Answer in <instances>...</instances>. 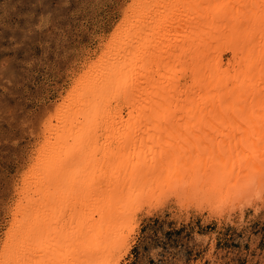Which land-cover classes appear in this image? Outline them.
Returning <instances> with one entry per match:
<instances>
[{"label":"bare ground","instance_id":"bare-ground-1","mask_svg":"<svg viewBox=\"0 0 264 264\" xmlns=\"http://www.w3.org/2000/svg\"><path fill=\"white\" fill-rule=\"evenodd\" d=\"M123 18L41 129L0 264H118L154 194L263 189L264 0H134Z\"/></svg>","mask_w":264,"mask_h":264},{"label":"rangeland","instance_id":"rangeland-1","mask_svg":"<svg viewBox=\"0 0 264 264\" xmlns=\"http://www.w3.org/2000/svg\"><path fill=\"white\" fill-rule=\"evenodd\" d=\"M131 3L0 0V255L16 188L46 120L55 115L84 64L101 56ZM230 58L225 54V60ZM260 178L264 182V173ZM263 189L242 199L234 194L222 203L218 197L216 204L205 192L194 198L187 191L154 194L137 205L131 248L118 264H264Z\"/></svg>","mask_w":264,"mask_h":264}]
</instances>
